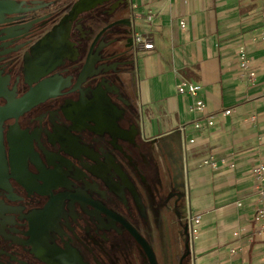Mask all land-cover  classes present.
Returning <instances> with one entry per match:
<instances>
[{
	"label": "flooded vegetation",
	"instance_id": "obj_1",
	"mask_svg": "<svg viewBox=\"0 0 264 264\" xmlns=\"http://www.w3.org/2000/svg\"><path fill=\"white\" fill-rule=\"evenodd\" d=\"M0 1L18 5L0 14V264H195L185 148L138 105L131 0Z\"/></svg>",
	"mask_w": 264,
	"mask_h": 264
},
{
	"label": "crops",
	"instance_id": "obj_2",
	"mask_svg": "<svg viewBox=\"0 0 264 264\" xmlns=\"http://www.w3.org/2000/svg\"><path fill=\"white\" fill-rule=\"evenodd\" d=\"M131 3L135 35L153 44L137 48L140 100L152 119L146 129L164 134L184 127L186 134L192 216L200 217L191 238L195 264H264V221L257 214L264 204L252 175L264 162V42L252 40L264 23V0ZM240 46L252 81L238 73ZM181 79L201 86L202 113L190 110L191 97L176 93ZM227 109L233 114L222 116Z\"/></svg>",
	"mask_w": 264,
	"mask_h": 264
},
{
	"label": "built area",
	"instance_id": "obj_3",
	"mask_svg": "<svg viewBox=\"0 0 264 264\" xmlns=\"http://www.w3.org/2000/svg\"><path fill=\"white\" fill-rule=\"evenodd\" d=\"M177 1V0H173ZM152 16L147 17V21L151 22ZM181 28L185 27L183 21L179 23ZM135 44L138 47H141L145 50L153 49V44L149 42L146 38L135 35ZM252 40H257L258 42H264V23L260 29V32L257 36H254ZM237 64H238V73L241 77L246 78L249 81H252L255 78V72L251 68L250 60L247 56V52L244 46H240L237 51ZM201 91V86L197 84H193L185 79H181L180 82L176 86V93L180 96H189L192 98V104L190 110H194L196 112L202 113L204 111V104L198 98V95ZM233 114V110L227 109L224 110L221 115L229 116ZM213 116L207 117V122L209 126L213 125ZM196 128H199V125H195ZM193 141L191 140L190 143ZM252 175L255 177L257 181V200L260 204H264V162L257 164L252 169ZM240 205V204H238ZM258 217L264 221V208H259L257 211ZM200 217L198 215L192 216L191 218V238L196 234V225L199 223ZM237 235L236 233L234 234Z\"/></svg>",
	"mask_w": 264,
	"mask_h": 264
},
{
	"label": "water",
	"instance_id": "obj_4",
	"mask_svg": "<svg viewBox=\"0 0 264 264\" xmlns=\"http://www.w3.org/2000/svg\"><path fill=\"white\" fill-rule=\"evenodd\" d=\"M88 2L89 0H78L72 10L70 11V14L71 15H76L77 13L83 11L85 8L86 5H88ZM18 5L16 3H12V2H9V1H0V14H10L11 13V7H17ZM135 19H132V22L130 21V26L134 27L135 28ZM50 39H45L41 45L42 46H49L48 47V50L51 51L50 54H53L54 52H57V51H60L61 48H62V45L59 44V43H52L50 44ZM47 50V49H46ZM138 49H136V53L138 52L137 51ZM137 64V62H136ZM138 74V73H137ZM176 138L177 141H179L181 143L182 146H184V151H185V157L183 159V171H184V176L186 177V180H187V169H186V160H187V148H186V145H187V142H186V134H185V131H184V127L182 128H177L169 133H166L165 134V138L169 139L170 141H172L173 138Z\"/></svg>",
	"mask_w": 264,
	"mask_h": 264
},
{
	"label": "rangeland",
	"instance_id": "obj_5",
	"mask_svg": "<svg viewBox=\"0 0 264 264\" xmlns=\"http://www.w3.org/2000/svg\"><path fill=\"white\" fill-rule=\"evenodd\" d=\"M142 37H143V36H142ZM138 54H139V52H138ZM136 58H137V60H138V56H136ZM137 68H138V71L140 72L141 69H140V64L138 63V61H137ZM137 81L139 82L138 75H137ZM138 105H139V107L141 108V110L143 111L142 121H143L144 125H145V126H146V125L149 126L150 123L152 122V119L148 116V110H146L145 107H144V105L141 103L140 97H139V99H138ZM175 115H177V114H175ZM177 117H178V115H177ZM189 129H190V128H189ZM156 134H162V133H160V132H156ZM165 134H166V133H165Z\"/></svg>",
	"mask_w": 264,
	"mask_h": 264
}]
</instances>
